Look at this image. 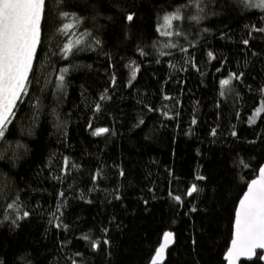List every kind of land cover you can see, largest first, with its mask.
<instances>
[{
	"label": "trees",
	"instance_id": "trees-1",
	"mask_svg": "<svg viewBox=\"0 0 264 264\" xmlns=\"http://www.w3.org/2000/svg\"><path fill=\"white\" fill-rule=\"evenodd\" d=\"M64 12L81 21L67 36ZM261 28L264 8L241 0H46L28 95L0 141V264H148L166 231L163 264H226L264 163V111L249 122L264 107Z\"/></svg>",
	"mask_w": 264,
	"mask_h": 264
},
{
	"label": "snow or ice",
	"instance_id": "snow-or-ice-1",
	"mask_svg": "<svg viewBox=\"0 0 264 264\" xmlns=\"http://www.w3.org/2000/svg\"><path fill=\"white\" fill-rule=\"evenodd\" d=\"M190 2L198 7L201 0H190ZM249 6L264 8V0H258L257 3ZM45 9L46 0H0V141L5 140L18 103H23L22 97L28 95L30 76L33 75L34 64L39 59L37 49L41 44V20L45 16ZM61 15L69 21L64 23L63 28L60 29L67 36L72 29L79 26L81 21L74 14L64 12ZM183 18L179 10L166 14L163 17L164 23L161 27L171 29L173 21H180ZM127 19L131 21L133 16L128 15ZM191 19L196 20L198 17L193 16ZM256 30L264 32V28ZM163 34L170 36L173 33L165 31ZM176 34L179 35V33ZM81 42L79 38L75 41L69 39L63 45V58L67 59L72 54L74 47ZM244 44H248V41L245 40ZM182 51H186V49H182ZM161 55H164V53H161ZM208 56L214 59L211 52L208 53ZM136 71L137 69L133 68L132 79L135 78ZM67 72V68L60 70L57 77V87H63ZM238 78L236 74H231L228 79L220 81L221 88L223 89L229 85L232 79ZM113 82H115L114 78ZM223 94V91H221V95ZM107 98L105 95L100 96L101 101ZM165 99H168V97H165ZM96 110H100V104L96 105ZM261 111H264V107L258 108L253 116L249 117V122L255 123V118L260 115ZM107 131L106 128L97 129L93 132V135H101ZM214 134L215 130H213ZM67 168L68 160L65 158L63 169L66 171ZM197 179L203 180L204 177L198 176ZM197 190V186L193 184L188 189L187 195L191 196ZM60 195L62 196L63 193H60ZM174 199L179 201L180 197L176 196ZM8 208H13V205L9 204ZM23 215L26 217L29 213L24 212ZM57 226L59 227V225ZM172 239V233H165V244L156 250L152 264H160L165 249ZM95 246L94 243L93 247ZM258 249L264 250V167L260 168L259 178L248 185L247 192L239 202L235 212L234 236L225 258L228 264H236L237 259L241 256L249 259L257 256ZM259 259L264 260V254H261ZM72 264H75V261Z\"/></svg>",
	"mask_w": 264,
	"mask_h": 264
},
{
	"label": "water",
	"instance_id": "water-1",
	"mask_svg": "<svg viewBox=\"0 0 264 264\" xmlns=\"http://www.w3.org/2000/svg\"><path fill=\"white\" fill-rule=\"evenodd\" d=\"M262 167H264V163L261 165L260 168H262ZM260 168H259V170H260ZM259 170H258L257 176L254 177V178H253V179L247 184V187H246L244 193L242 194V196H241L240 199L238 200V203H237V207H236V209H237L238 206H239V202H240V200L243 198L244 194L247 192L248 185H249L253 180H256V179L259 178ZM235 212H236V211H235ZM234 221H235V218H234ZM169 232H170V231H166V232H164V233L162 234V236H161V238H160V242H159L158 246L156 247L154 253L152 254V256H151L150 261H149L148 264H152V259H153V257L155 256L156 250L159 249L162 245L165 244V240H164L165 233H169ZM170 233L173 234V239H172L171 242L168 243V245H167V247H166V249H165L164 255H163V259L160 261V264H163V262H164L165 259H166L167 251H168V250L173 246V244H174V238H175V237H174V233H173V232H170ZM233 236H234V223H233L232 237H231V240H230V242H229L228 248H227V250H226V252H225V254H224V260H225L226 264H228V261H227L226 258H225V257H226V253H227V251L229 250V248L231 247V242H232ZM257 251H264V250H259V249H258ZM253 258H254V257H252L251 259H249V258H247V257L241 256V257H239V258L237 259L236 264L240 263L241 261H250V260H252Z\"/></svg>",
	"mask_w": 264,
	"mask_h": 264
},
{
	"label": "rangeland",
	"instance_id": "rangeland-1",
	"mask_svg": "<svg viewBox=\"0 0 264 264\" xmlns=\"http://www.w3.org/2000/svg\"><path fill=\"white\" fill-rule=\"evenodd\" d=\"M258 2V0H241V3L244 5V6H247V7H250V8H254V9H262V8H258V7H253V6H249L250 4H255V3H257ZM163 19H162V21H161V26L163 25ZM161 29L163 30V31H170L171 29H166V28H162L161 27ZM258 109V108H257Z\"/></svg>",
	"mask_w": 264,
	"mask_h": 264
}]
</instances>
